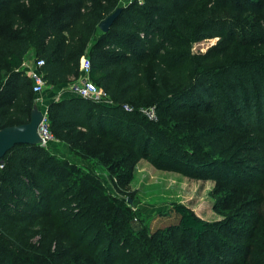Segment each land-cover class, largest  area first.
I'll return each instance as SVG.
<instances>
[{
    "label": "trees",
    "instance_id": "16d2710c",
    "mask_svg": "<svg viewBox=\"0 0 264 264\" xmlns=\"http://www.w3.org/2000/svg\"><path fill=\"white\" fill-rule=\"evenodd\" d=\"M123 1L0 0V129L31 119L38 95L23 64L32 51L53 86L78 78L88 55L91 79L112 103L78 95L51 102L56 137L73 148L105 138L237 188L240 210L207 219L174 203L168 212L179 220L151 231L92 168L58 157L53 146L20 143L0 159V264H264V158L246 159L248 141H207L252 134V149L264 147V13L250 25L264 0H130L103 31L99 24ZM214 37L208 51H192ZM148 106L155 118L142 111ZM189 115L212 125L197 128ZM232 193L214 209L239 196ZM249 205L259 212L246 219Z\"/></svg>",
    "mask_w": 264,
    "mask_h": 264
},
{
    "label": "rangeland",
    "instance_id": "374dc122",
    "mask_svg": "<svg viewBox=\"0 0 264 264\" xmlns=\"http://www.w3.org/2000/svg\"><path fill=\"white\" fill-rule=\"evenodd\" d=\"M130 2V0H124L119 6H127ZM249 12L256 14L252 9ZM263 13L264 10H261L259 15L256 14L250 25L257 22L260 19V14ZM240 36L243 39L251 38V35L246 33H241ZM218 39L219 37H214L196 42L193 44L192 51L194 53H204L217 44ZM243 47L241 49L242 53L245 52ZM228 53L232 54L233 50L228 51ZM28 58L33 59L30 55ZM217 60L222 62L223 56L218 57ZM152 107L148 106L144 109ZM189 116L194 120V126L197 128L208 130L207 127L212 125L213 119L211 117L202 115ZM250 135L252 137V134L237 136L216 133L209 134L207 141H212L220 146L229 144L231 141H238L240 145H244L248 141L251 148L246 153V159L258 160L259 158H264V147H256L255 144V148L252 149L256 140L250 141ZM58 139L60 140L59 145L51 150L53 153H56L58 157L68 158L72 162L82 165V167H90L96 171L102 176L112 193L128 200L130 206L136 211L137 217L151 231L158 230L179 220L175 212H170V210L168 212V209L174 203H184L207 219H220L227 214L237 215L240 210L238 203L241 202L244 194L237 188L233 191V193L237 191L239 193L235 200L232 202L226 200V202L218 204L220 205L219 208L214 209L215 202L224 197L226 191H228V195H231L232 191H229V189L232 188L230 186H225L221 189L219 183L213 179L190 177L182 169L170 168L169 165L171 164L169 163H163L165 165L160 166L152 159L131 153L132 150L127 148L126 145L105 138L103 140L98 138L87 139L85 140L86 142L83 141L85 146L75 147L76 149L72 147L71 142L62 138ZM243 150L245 151V148ZM112 161H116L115 164L117 166L114 168L117 169V172L122 173L125 171L127 173L122 174L123 176H118L117 172L109 168V163ZM217 192L219 193L217 194ZM252 193L259 196L256 189H253ZM244 211L246 219H250L254 216L253 214L259 212V209L249 205L244 207ZM125 261H120L118 258L115 260L116 264L124 263Z\"/></svg>",
    "mask_w": 264,
    "mask_h": 264
},
{
    "label": "built area",
    "instance_id": "2783aa9c",
    "mask_svg": "<svg viewBox=\"0 0 264 264\" xmlns=\"http://www.w3.org/2000/svg\"><path fill=\"white\" fill-rule=\"evenodd\" d=\"M44 63V59H39L37 61L34 59L32 61H26L23 64L25 72L32 79L33 91L37 95L41 94L45 87L48 86L44 74L40 69ZM91 69L92 62L90 58L88 55L83 56L81 76L71 84L69 87L70 92L84 98L92 99L96 102L112 103L109 93L91 79ZM125 107L129 110L132 109L129 105H125ZM142 111L150 118L156 117V112L153 107L142 109ZM39 134L42 139V146L46 148L53 146L52 148H54L56 145H59L60 140L51 130L47 112H44L43 120L39 125ZM0 166L2 167L3 165L1 164Z\"/></svg>",
    "mask_w": 264,
    "mask_h": 264
},
{
    "label": "water",
    "instance_id": "95a60500",
    "mask_svg": "<svg viewBox=\"0 0 264 264\" xmlns=\"http://www.w3.org/2000/svg\"><path fill=\"white\" fill-rule=\"evenodd\" d=\"M124 6H119L113 13L106 17L100 24V28L107 32L115 20L119 17ZM44 117V111L36 102L31 119L28 123L9 125L0 129V159L9 150L20 143L41 144L42 139L39 134V125ZM131 201V199H129Z\"/></svg>",
    "mask_w": 264,
    "mask_h": 264
},
{
    "label": "crops",
    "instance_id": "0c3cea01",
    "mask_svg": "<svg viewBox=\"0 0 264 264\" xmlns=\"http://www.w3.org/2000/svg\"><path fill=\"white\" fill-rule=\"evenodd\" d=\"M30 56L33 59L27 58L26 61H32L35 59L33 51L30 53ZM81 73H82V65H81ZM78 78H72L69 82L61 84V85H54V86L48 85V86H46L45 89L43 90V92L37 96V103L39 104L41 109L44 112H47L48 106L51 102L56 101V100H60L63 98H68L70 96H75L76 94L71 93L69 90V87Z\"/></svg>",
    "mask_w": 264,
    "mask_h": 264
}]
</instances>
